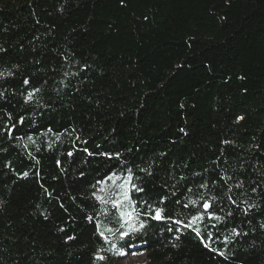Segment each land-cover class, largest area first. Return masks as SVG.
<instances>
[{
  "label": "trees",
  "instance_id": "trees-1",
  "mask_svg": "<svg viewBox=\"0 0 264 264\" xmlns=\"http://www.w3.org/2000/svg\"><path fill=\"white\" fill-rule=\"evenodd\" d=\"M129 212L264 264V0H0V264H117Z\"/></svg>",
  "mask_w": 264,
  "mask_h": 264
},
{
  "label": "rangeland",
  "instance_id": "rangeland-1",
  "mask_svg": "<svg viewBox=\"0 0 264 264\" xmlns=\"http://www.w3.org/2000/svg\"><path fill=\"white\" fill-rule=\"evenodd\" d=\"M142 214H138L134 216V221L136 222V227L139 228V224L142 219ZM144 227L139 228V231L132 233L131 237L142 236L143 232L149 228V222L146 221L143 223ZM180 232V231H179ZM177 234H180L177 232ZM127 238V243H129V238ZM131 243L135 245V247L128 248L126 245L123 246L119 251V258L117 264H174L175 258H188L187 256L190 254V249L184 246H178L174 244V242L164 245L160 248L151 249L148 243H144L140 239L136 241H132ZM122 251L129 252V255L124 256L120 253ZM138 253L137 255H132L131 253Z\"/></svg>",
  "mask_w": 264,
  "mask_h": 264
},
{
  "label": "snow or ice",
  "instance_id": "snow-or-ice-1",
  "mask_svg": "<svg viewBox=\"0 0 264 264\" xmlns=\"http://www.w3.org/2000/svg\"><path fill=\"white\" fill-rule=\"evenodd\" d=\"M241 119H242V117H241ZM121 187H123V186H121ZM136 190L140 191L141 189H136ZM121 195L123 197V200L115 199V200L112 201V204H113L114 208L121 207L123 201H128L129 200V192L127 190L123 191L121 193ZM97 199L103 200V197H99L98 196ZM193 203H195V201H193ZM204 207L208 208L209 205L206 203L204 205ZM162 211L163 210L161 208H156L155 209V217L154 218L157 219V220L161 219L162 218V216H161ZM121 215H122V217H125V216L127 217V219L125 220V224L127 225V230L120 232V239L123 240V239H125V237H128L129 238V243L127 244V247L128 248L135 247V245L131 243L132 233H134L136 231H139V228H143L144 225H143V223H140L139 224V228H137L136 227V222L134 221L133 214L131 212H129V213H121ZM196 219H200V217H195L193 222H195ZM176 223L179 224L180 221H176ZM124 227H125V225L122 224L121 228H124ZM108 231L112 232V229H108ZM101 235L103 236V233H101ZM105 239H107V237H105ZM120 254L124 255V256H127V255H129V252L122 251ZM131 254L132 255H137L138 253H134L133 252ZM100 259H103V257H100Z\"/></svg>",
  "mask_w": 264,
  "mask_h": 264
},
{
  "label": "water",
  "instance_id": "water-1",
  "mask_svg": "<svg viewBox=\"0 0 264 264\" xmlns=\"http://www.w3.org/2000/svg\"><path fill=\"white\" fill-rule=\"evenodd\" d=\"M206 210H207V211H209V210H210V208L208 207V208H206Z\"/></svg>",
  "mask_w": 264,
  "mask_h": 264
}]
</instances>
